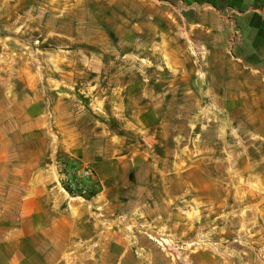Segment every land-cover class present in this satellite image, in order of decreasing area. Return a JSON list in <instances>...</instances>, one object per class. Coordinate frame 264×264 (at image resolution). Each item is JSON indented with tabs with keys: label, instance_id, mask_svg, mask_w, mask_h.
Here are the masks:
<instances>
[{
	"label": "crops",
	"instance_id": "crops-1",
	"mask_svg": "<svg viewBox=\"0 0 264 264\" xmlns=\"http://www.w3.org/2000/svg\"><path fill=\"white\" fill-rule=\"evenodd\" d=\"M144 4L151 7L152 38L162 39L164 53L177 52L180 39L192 38L199 47L198 71L174 65L172 70L179 75H172V80L179 78L183 85L196 80L199 100L211 103L212 114L227 120L237 138L245 136L241 144L232 141L225 147L230 149V180L240 183L239 204L231 213L241 216L237 227L247 230L244 246L232 247L229 253L200 251L197 260L264 264V0ZM105 36L103 44L108 43ZM35 118L29 95L20 99L12 89L2 95L0 264H154L165 254L155 252L151 242L139 236L144 226L160 237V244L171 241L175 229L181 230L184 243L190 242L191 222L184 210L146 206L150 194L145 186L139 191L118 186L116 179L128 178L132 169L135 182L155 181L164 160L156 150L127 153L121 139L115 144L111 137L110 148H104L95 139L78 141L71 136L59 143L61 159L51 158L45 112L38 115L39 125L32 122ZM144 130L142 140L149 135L157 143L156 132ZM72 160L94 169L98 191L80 197L61 189L57 163ZM163 177L174 180V175ZM167 256L162 262L171 264Z\"/></svg>",
	"mask_w": 264,
	"mask_h": 264
},
{
	"label": "rangeland",
	"instance_id": "rangeland-1",
	"mask_svg": "<svg viewBox=\"0 0 264 264\" xmlns=\"http://www.w3.org/2000/svg\"><path fill=\"white\" fill-rule=\"evenodd\" d=\"M146 1L155 0H0V99L11 89L20 99L29 95L35 125L45 112L51 158L61 159L59 143L71 136L95 139L104 148L111 137L115 144L121 139L127 153L156 150L164 160L155 181L135 182L132 169L128 178L116 179L118 186H145L146 206L184 210L190 219L189 243L180 229L163 244L146 226L139 231L165 254L154 264H164L167 255L171 264H199L200 251L244 246L247 230L231 213L240 183L230 180L225 147L245 136L237 138L227 120L212 114L211 103L199 100L196 80H172L179 75L174 65L198 71L199 47L192 38L180 39L177 52L164 53L162 39L152 38ZM147 127L157 143L149 135L142 140Z\"/></svg>",
	"mask_w": 264,
	"mask_h": 264
},
{
	"label": "built area",
	"instance_id": "built-area-1",
	"mask_svg": "<svg viewBox=\"0 0 264 264\" xmlns=\"http://www.w3.org/2000/svg\"><path fill=\"white\" fill-rule=\"evenodd\" d=\"M61 189L72 196H86L97 189L96 172L88 166L79 164L77 161L69 163H57Z\"/></svg>",
	"mask_w": 264,
	"mask_h": 264
}]
</instances>
